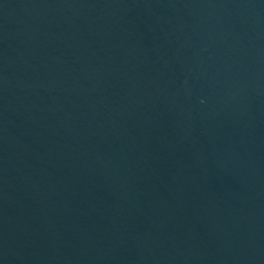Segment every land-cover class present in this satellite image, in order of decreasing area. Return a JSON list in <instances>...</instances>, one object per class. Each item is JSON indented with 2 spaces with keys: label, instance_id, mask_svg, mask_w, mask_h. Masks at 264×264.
<instances>
[{
  "label": "water",
  "instance_id": "95a60500",
  "mask_svg": "<svg viewBox=\"0 0 264 264\" xmlns=\"http://www.w3.org/2000/svg\"><path fill=\"white\" fill-rule=\"evenodd\" d=\"M0 264H264V0H0Z\"/></svg>",
  "mask_w": 264,
  "mask_h": 264
}]
</instances>
